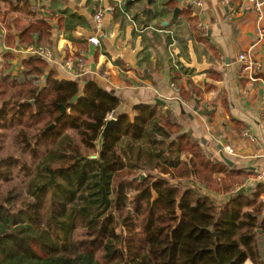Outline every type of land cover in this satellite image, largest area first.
<instances>
[{
  "label": "trees",
  "instance_id": "obj_1",
  "mask_svg": "<svg viewBox=\"0 0 264 264\" xmlns=\"http://www.w3.org/2000/svg\"><path fill=\"white\" fill-rule=\"evenodd\" d=\"M34 2L0 0V22L35 17ZM25 25L20 46L50 45L48 19ZM4 59L0 264H264V186L246 187L252 173L206 155L158 105L130 117L113 92L60 80L44 59L17 75ZM219 188L220 203L207 194Z\"/></svg>",
  "mask_w": 264,
  "mask_h": 264
},
{
  "label": "crops",
  "instance_id": "obj_2",
  "mask_svg": "<svg viewBox=\"0 0 264 264\" xmlns=\"http://www.w3.org/2000/svg\"><path fill=\"white\" fill-rule=\"evenodd\" d=\"M259 1L260 11L248 0H153L151 5L148 0H35L38 14L25 15L31 20L21 27H12L15 14L0 22V74L8 73L6 53L13 56L12 74L30 56L34 45L18 42L25 24L46 18L55 56L50 70L60 80L81 87L93 82L113 92L121 100L119 113L130 117L138 105H158L209 157L224 162V155L233 163L228 167L252 173L248 189L264 186V39H259L264 0ZM99 6L108 8L100 31L94 20ZM95 36L97 47L89 42ZM9 37L16 49L8 45ZM244 51L260 67L256 82L242 72L238 57ZM83 56V74L65 70V62Z\"/></svg>",
  "mask_w": 264,
  "mask_h": 264
},
{
  "label": "built area",
  "instance_id": "obj_3",
  "mask_svg": "<svg viewBox=\"0 0 264 264\" xmlns=\"http://www.w3.org/2000/svg\"><path fill=\"white\" fill-rule=\"evenodd\" d=\"M248 1L254 6L255 11H260L261 7L263 6V3L260 2L259 0H248ZM197 6L199 7L201 6V4L198 3ZM107 10L108 8L99 6L97 11L94 14L96 29L98 31L101 30L102 21L107 13ZM259 37H260L259 38L260 40L264 39L263 29L260 30ZM89 42L95 47L100 45V40L97 36L91 37L89 39ZM28 53H30L29 57H38V58L44 59L48 63L53 62L55 60L53 51L52 49H49V47L48 48L44 46L31 47ZM238 60L242 65V72L244 73L245 77L248 78L251 82H256L257 79H255L254 76H256L260 67L252 59L250 53L246 51L241 52L239 54ZM64 68L66 71L72 73L73 75L80 76L87 69L86 59L83 56V57H79L75 59V61L69 60L64 63ZM227 152L229 154L233 153L231 149H227Z\"/></svg>",
  "mask_w": 264,
  "mask_h": 264
},
{
  "label": "rangeland",
  "instance_id": "obj_4",
  "mask_svg": "<svg viewBox=\"0 0 264 264\" xmlns=\"http://www.w3.org/2000/svg\"><path fill=\"white\" fill-rule=\"evenodd\" d=\"M42 1H45V0H42ZM156 1V0H155ZM41 6V5H40ZM163 6V5H162ZM164 7V6H163ZM97 11V10H96ZM39 10H37V14H38ZM107 14V13H106ZM17 16H14L11 20L13 21L12 22V27H21L23 25V23H26L27 21H30L31 20V17H26L25 15H27L26 13L24 12H20V13H17L15 14ZM34 16V15H33ZM30 19V20H29ZM104 20V19H103ZM103 23V21H102ZM101 29H102V25H101ZM11 42V41H9ZM42 46L43 44H39L38 46ZM44 47H47L48 48V45L44 44L43 45ZM50 49V48H49ZM25 57V56H24ZM20 60V59H19ZM18 67V66H17ZM22 70L23 69V65H19L18 69L17 70H13V74L14 75H17L18 74V71L19 70ZM20 70V71H21ZM12 73V72H11ZM6 152L9 153V154H12L13 152H15L17 150V148H15V146L13 145V138L10 136L7 138L6 140ZM203 150V149H202ZM205 152V151H204ZM206 155H208V153L205 152ZM6 153L3 154V156H5ZM209 156V155H208ZM22 176H19V178H21ZM19 180V179H18ZM17 182H13L12 185L16 184ZM174 184V183H173ZM11 185V186H12ZM10 186V187H11ZM208 192V193H207ZM206 193L209 194L210 197H212L213 199L217 200L218 203L220 202H223L226 194H223L222 191L219 189H216L215 191H207Z\"/></svg>",
  "mask_w": 264,
  "mask_h": 264
},
{
  "label": "water",
  "instance_id": "obj_5",
  "mask_svg": "<svg viewBox=\"0 0 264 264\" xmlns=\"http://www.w3.org/2000/svg\"><path fill=\"white\" fill-rule=\"evenodd\" d=\"M153 2V0H148V3L151 5V3ZM180 13V9L176 8L174 11L175 16H177ZM78 100V97H75L70 104H74L76 101ZM30 104H33L34 102L31 101L29 102ZM63 110V114L65 113V108L62 107ZM116 120L115 119H111L107 122L105 129L103 130V134L102 137H105V135L108 133V131L110 130V128H112V126L115 124ZM54 127V125H52L50 128H48L47 130H51ZM222 160L224 161V163H226L227 165H229L230 167H232L233 163L224 155H221ZM146 179L145 174L141 173L139 174L137 177L134 178V180H139V181H143ZM244 191V189H242L239 193H242Z\"/></svg>",
  "mask_w": 264,
  "mask_h": 264
}]
</instances>
